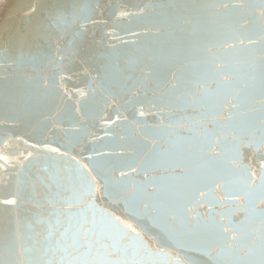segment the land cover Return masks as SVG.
Segmentation results:
<instances>
[{
  "label": "water",
  "instance_id": "1",
  "mask_svg": "<svg viewBox=\"0 0 264 264\" xmlns=\"http://www.w3.org/2000/svg\"><path fill=\"white\" fill-rule=\"evenodd\" d=\"M262 44L264 0H2L0 264H57L59 253L45 255V250L62 242L69 212L89 203L140 232L153 254L145 264L183 259L159 229L141 231L129 218L126 196L113 202L97 192L81 205L65 204L72 198L68 169L76 160L86 165L89 155L100 160L97 152L116 165L107 173L113 184L127 182L131 190L133 182L156 181L179 192L181 217L189 226L199 222L203 230L223 233L234 247L245 232L251 234L240 250L248 254L259 243L255 230L261 227L250 217L264 211V145L257 151L255 143L264 137V124L249 120L251 106L232 103L220 110V127L211 117L203 124L198 118L225 94L231 100L233 92L244 90L245 60ZM216 70L225 71L218 80L232 87L207 83ZM161 122L178 126L168 129ZM169 131L178 139L173 146L165 142ZM199 142L212 147L201 151ZM237 146L239 162L233 164ZM170 147L173 166L139 170L154 150ZM133 149L141 152L135 161L129 160ZM52 159L59 161L62 188L41 179ZM118 161L134 162L137 170L123 168L127 175L122 176ZM161 177L169 179L161 182ZM247 193H254L255 203ZM6 199L17 203L5 205Z\"/></svg>",
  "mask_w": 264,
  "mask_h": 264
},
{
  "label": "snow or ice",
  "instance_id": "2",
  "mask_svg": "<svg viewBox=\"0 0 264 264\" xmlns=\"http://www.w3.org/2000/svg\"><path fill=\"white\" fill-rule=\"evenodd\" d=\"M123 15V13H122ZM242 43V42H241ZM249 43H258L250 41ZM231 47V45L226 46ZM247 70L245 86L243 91H235L232 93L231 100L225 94L217 104L209 107L208 110L202 113L198 119L203 120L212 118L211 122L220 127L219 113L224 104L232 103L234 108L251 106L252 115L249 120L252 122L259 121L264 124V44L258 54L248 57L245 60ZM216 69L224 67L216 64ZM226 75L225 71H213L211 79L207 83L217 82L220 87H232L229 84H222L218 77ZM205 83L199 84L202 88ZM206 93L207 89L203 88ZM193 102L199 104L200 101L193 99ZM258 105V107H257ZM143 115V112L140 113ZM135 123L141 124L140 120ZM172 129L175 124L163 125ZM209 135L208 133L204 134ZM176 134L174 131H169L165 142L170 146L178 143V139H173ZM201 151L209 150L212 144L199 142ZM257 151L260 145H264V137L255 141ZM250 146V145H249ZM52 152H60V148H52ZM70 151V146L65 147L64 153ZM93 151H96L93 149ZM101 157L100 160H95L89 155L86 160L89 162L86 165H81L78 160L75 161L74 169H68L69 181L72 186V198L65 201L67 205H81L86 198L93 197L99 192L109 201H117L118 197L126 196L123 200L127 214L130 219H134L137 225L141 226V231H147L151 228L159 229L165 235L168 246H174L175 250L180 253L183 259H178L177 264H264V211L260 213L253 212L250 219L253 224L259 220L261 227L256 229L260 233L259 243L252 248H249L248 254H240V250L247 246L246 241L251 238V234L245 232L242 240L237 241L236 247L228 244V238L223 233L203 230L199 222H194L189 226L186 219L181 217V194L175 190L166 189L162 184L156 181H149L144 185H139L133 182L131 190L129 185L124 182L121 185H116L107 179V173L116 167L109 160L108 154L97 152ZM120 154L118 153L117 156ZM141 152L137 149L132 150L129 160L135 161L139 159ZM239 146H237L236 157L233 159V164L239 162ZM74 159V158H73ZM264 161V156L261 157ZM121 164V175H127L123 168H130L133 171L137 170L134 162L118 161ZM175 157L173 156L171 147L168 149H156L139 166V170L148 173L150 170L162 169L173 166ZM91 172H87V169ZM261 170V186L264 189V162L260 163ZM44 171L47 177L42 176L41 179L51 186L62 188L58 181L59 161L52 159L45 162ZM247 172L248 169H242ZM87 172V175H86ZM95 173V180L99 181V187L92 177ZM74 176V178H73ZM166 177H161L160 181H164ZM147 187H152L155 192L149 194L145 191ZM231 195V193H229ZM250 203H255L254 193H247ZM261 197H264V191L261 192ZM211 202V201H210ZM15 199H6L3 201L5 205H15ZM91 213V219L89 218ZM69 229L71 235H68L69 229L62 234V242H58L54 249H46L45 255L52 252L53 255L59 253L57 264H145V261L153 254L144 246L140 232H137L131 225L124 221H117L110 214L101 212L91 203L86 208H81L80 211L68 215ZM169 221L178 222L181 227L179 229L170 226ZM218 228H224V232L229 229L223 225H217ZM235 231V229H231ZM129 232L132 234L129 235ZM127 237V243L121 245L120 241ZM71 241L69 244L68 241ZM213 249L218 251L213 255ZM143 253V254H142ZM114 257V258H113ZM51 264V260L47 261Z\"/></svg>",
  "mask_w": 264,
  "mask_h": 264
},
{
  "label": "bare ground",
  "instance_id": "3",
  "mask_svg": "<svg viewBox=\"0 0 264 264\" xmlns=\"http://www.w3.org/2000/svg\"><path fill=\"white\" fill-rule=\"evenodd\" d=\"M2 0H0V2H1Z\"/></svg>",
  "mask_w": 264,
  "mask_h": 264
}]
</instances>
